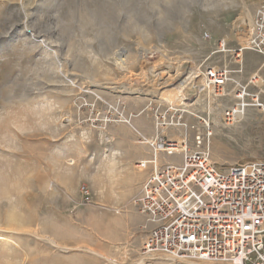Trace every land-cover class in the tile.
Returning a JSON list of instances; mask_svg holds the SVG:
<instances>
[{
  "label": "rangeland",
  "instance_id": "1",
  "mask_svg": "<svg viewBox=\"0 0 264 264\" xmlns=\"http://www.w3.org/2000/svg\"><path fill=\"white\" fill-rule=\"evenodd\" d=\"M263 1L0 0V264H216L141 253L151 226L131 201L150 168L137 165L179 85L168 117L188 128L167 138L192 145L200 117L218 169L264 161V114L226 127L230 97L193 103L183 87L192 67L228 63L217 42L243 44ZM262 63L246 52L243 69Z\"/></svg>",
  "mask_w": 264,
  "mask_h": 264
},
{
  "label": "built area",
  "instance_id": "2",
  "mask_svg": "<svg viewBox=\"0 0 264 264\" xmlns=\"http://www.w3.org/2000/svg\"><path fill=\"white\" fill-rule=\"evenodd\" d=\"M244 52L255 53L263 63L245 81L234 80V75H243ZM213 54H227L228 63L194 66L183 80L193 103L199 100L213 104L230 97L232 104L222 111L226 127L242 121L249 109L264 114V80L260 75L264 65V1L253 13L243 44L228 49L220 40ZM229 85L232 88L228 89ZM168 107L170 110L156 118L157 135L148 142L153 151L151 160L137 165L140 171L150 168L131 201L151 226L143 238L141 253L163 255L170 260L264 264V161L218 169L210 157V122H199L202 132L200 127L191 126L196 130L192 145L187 136L179 143L162 131L173 127L186 130L188 126L181 123V118L175 122L169 119L168 114L175 108ZM162 153L177 155L181 162L159 163ZM80 194L88 200L86 188Z\"/></svg>",
  "mask_w": 264,
  "mask_h": 264
},
{
  "label": "bare ground",
  "instance_id": "3",
  "mask_svg": "<svg viewBox=\"0 0 264 264\" xmlns=\"http://www.w3.org/2000/svg\"><path fill=\"white\" fill-rule=\"evenodd\" d=\"M125 51H121L120 53H118L117 55H118V60H121V63H122V57L124 56V53ZM142 52H144V54L143 55H147V52H150V50H148V49H143L142 50ZM145 57V56H144ZM168 64H170V63H168ZM170 67H174L173 66V64H172V66H170ZM168 68V67H167ZM179 68V67H178ZM175 69V71L177 72L179 69ZM167 72H170V71H167ZM174 77V76H173ZM185 82V81H184ZM183 82V83H184ZM182 84V83H181ZM178 88H181V85H179V87ZM178 88L176 89L175 88V90H173L174 92V94L173 95H170V96H168L167 97V99H166V102H168L169 104H171V107L174 105V104H177V105H179V104H183V102H181L180 101V99H178V97L176 96V94L178 93ZM180 91V90H179ZM178 95V94H177ZM179 101V102H178ZM184 105V104H183ZM175 106V105H174ZM191 116H193V115H191ZM198 119H199V121L201 122V121H205V122H207L205 119H203V118H200V117H198ZM177 126V125H176ZM182 140V139H181ZM180 140V141H181ZM180 141H179V143H180ZM210 151V150H209ZM113 155V154H112ZM116 155V154H115ZM114 155V156H115ZM1 239H3L2 237H0V240ZM47 241H48V243H50L51 245H55V246H58V243H56L52 238H50V237H47V239H46ZM60 247H61V245H60ZM67 251V250H66ZM65 251V252H66ZM172 261V260H171ZM82 263V262H81Z\"/></svg>",
  "mask_w": 264,
  "mask_h": 264
},
{
  "label": "crops",
  "instance_id": "4",
  "mask_svg": "<svg viewBox=\"0 0 264 264\" xmlns=\"http://www.w3.org/2000/svg\"><path fill=\"white\" fill-rule=\"evenodd\" d=\"M245 53H246V52H244V54H243V58H244V59H245ZM258 66H259V65H258ZM263 66H264V65H263ZM263 66H262V68H263ZM243 67H244V66H243ZM256 67H257V66H256ZM256 67H255L253 70H251V71L246 70L247 72H246L245 69H244V72H245L244 74H245V75L241 78V81H245L246 78H247L250 74L254 73V72L257 70ZM262 68H261V69H262ZM255 69H256V70H255ZM136 132L138 133L137 130H136Z\"/></svg>",
  "mask_w": 264,
  "mask_h": 264
}]
</instances>
